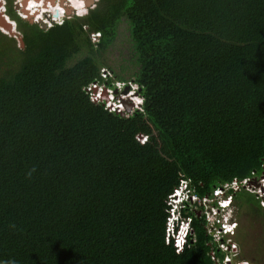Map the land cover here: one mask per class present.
I'll return each mask as SVG.
<instances>
[{"label":"trees","instance_id":"trees-1","mask_svg":"<svg viewBox=\"0 0 264 264\" xmlns=\"http://www.w3.org/2000/svg\"><path fill=\"white\" fill-rule=\"evenodd\" d=\"M122 22L143 97L128 115L87 90L113 87L101 69ZM18 24L22 47L0 30V264L222 260L198 211L177 244L169 198L264 173V0H100L47 30Z\"/></svg>","mask_w":264,"mask_h":264},{"label":"rangeland","instance_id":"rangeland-1","mask_svg":"<svg viewBox=\"0 0 264 264\" xmlns=\"http://www.w3.org/2000/svg\"><path fill=\"white\" fill-rule=\"evenodd\" d=\"M7 3L10 2V7L12 8L13 11H10V13L13 16H17L16 14V7L17 6V2L19 0H5ZM33 3V10H38L37 8H39V4H38V0H31ZM30 1V2H31ZM78 2H80V4L84 5V2L82 0H77ZM48 2H50V0H48ZM54 2H56V0H54ZM69 2H71L72 8L75 7L73 4V1L70 0ZM65 4V2H64ZM61 5V4H60ZM24 6V5H23ZM26 7V6H24ZM23 7V9H24ZM36 7V8H34ZM44 7V6H43ZM96 6L90 7V9H94ZM50 9V7H49ZM31 8H28L27 11L31 12ZM39 11H43V9L39 10ZM47 11V10H46ZM36 12V11H35ZM77 13H81L77 10ZM83 13H88V11H84ZM71 19L74 18L72 17L73 14H75V12L71 11ZM28 15V14H26ZM62 15H60L61 17ZM66 16V15H65ZM58 17V16H55ZM36 19V17H34ZM25 19L26 18H22ZM34 23L39 24L43 29L47 30L49 28H51L50 26H44L40 23H38L37 19L34 20ZM17 22L19 23V20H17ZM9 23V22H8ZM2 27L4 29H6L8 32H4ZM45 27V28H44ZM84 28H87L86 25H84ZM0 30L8 35L9 37H12L14 39L17 40L18 45H21V38H22V34L19 31V26L18 28L13 31V33L11 32V29H9L7 26H4L3 24H1L0 26ZM8 33V34H7ZM94 34H91L90 36L92 37V42L97 44L101 37H102V33L101 32H93ZM132 39L130 37L128 28H127V23L126 22H122L120 24L119 27V33L113 43V45L109 48L108 50V54L106 56H108V62H110V64L113 67H109L108 65H105V68L101 69L102 75L105 78H113V87L111 86H107L106 84H97L96 82L94 83V85L98 86L94 89L95 92L98 91H102V96L103 94H106V100H100L98 99V103H104L105 108L111 110V111H115L113 109L110 108L109 105H112L109 103V100L113 98V96H115V100L116 101H121V103L123 104L125 110H123V113H126L127 115L133 111H135V109H141L142 104H143V99L138 97L139 93H138V89L139 86H137V84L133 81L134 80V71L137 69L136 67V63H132L130 62L131 57H132ZM21 47V46H20ZM84 55V52L81 53ZM80 56V55H78ZM130 62V67H123V69L120 66V64L124 65ZM108 72L105 71V73H111L110 75L104 74V70H106ZM117 74H122L126 80L121 81L117 78ZM108 87L111 88L110 91H108ZM117 87L118 90H115ZM127 87H130L131 90H135L134 91V95L132 96L133 98H131L132 100L127 99L132 93L131 90L128 91L127 93L124 92V90H126ZM109 96V98H108ZM128 96V97H127ZM135 97V98H134ZM108 99V100H107ZM142 99V100H140ZM129 105V109H126V104ZM117 112V111H116ZM147 137L144 136L143 137V141L146 139ZM250 182V183H249ZM264 184V173L262 175H255L251 180L248 181V183L245 185V189L249 190L252 193H255L257 195V197L260 199V203L262 206H264V188L263 185ZM263 185V186H262ZM181 192V190L179 191ZM261 194L263 195V197H261ZM186 197L188 198V200H192V202L195 199V194L194 195H189V193L186 195ZM197 198V196H196ZM235 217L238 221V226L236 229V233L232 236V239L230 241L231 243V247L229 250L230 256L231 258H233V262H239L240 260H246L248 262H253L251 264H264V214L260 213V212H254L253 210H251L250 208H248L246 205L244 206H238L236 205L235 207ZM194 210H199V206L196 204L193 208ZM199 214H201V211H199ZM176 215L172 217L171 219V225L170 227H173L174 222L177 223L176 220H174L173 218L176 219ZM183 226L186 228L187 227V223H184ZM173 231L171 230V233Z\"/></svg>","mask_w":264,"mask_h":264},{"label":"clouds","instance_id":"clouds-1","mask_svg":"<svg viewBox=\"0 0 264 264\" xmlns=\"http://www.w3.org/2000/svg\"><path fill=\"white\" fill-rule=\"evenodd\" d=\"M96 1L97 0H95L94 2H96ZM70 6H71V3L66 5V6H63V7L66 8V9H70ZM90 6H88V8ZM87 9L85 8V2H84L83 9L81 11L77 7L71 8V11L75 12V14H73L72 17L84 16L85 13H83V12H84V10L88 11ZM77 10L79 12H81V13H77ZM86 14H88V13H86ZM96 83H97V81H96ZM97 84L99 85L100 83H97ZM87 90L91 92V96H92L94 101L98 102V99L106 100L102 96V91H100L98 94H96L95 91L92 88H90V87H87ZM110 90H111V88L108 87V91H110ZM115 90H118V89H115ZM134 91L135 90L131 91L132 94L129 97L127 96L128 97L127 99L132 100L131 98H133L132 96L134 95ZM92 92H93V95H92ZM108 98H109V96H108ZM140 98L143 99L142 96ZM120 102L121 101H116L115 100V96H113V98L109 100V103L110 104L114 103V104L109 105V106L116 107V109H113V110H115L117 112H122L123 110H125V108H123V106H121V105L119 106ZM117 107H120V109H117ZM251 179L252 178H246V179H244L243 181H240V182L236 181V182H238V186L237 187L230 186L228 188H225L224 191H221L220 190L221 187H223L225 184H232L234 181L233 182H229V183L228 182L224 183L223 185H221L220 187L217 188V190L215 191L214 194L205 195L203 197H200L196 193H194L192 187L191 188L186 187L185 186L186 183H182V185L179 188L175 189V191L173 192L172 195H170V198H169L170 199L169 203L171 205V209H170L171 214H170V218H169V232L171 233V230L173 231L171 233V235L176 237L177 244L179 246L183 245L184 240H185L187 234L190 231V225H189L190 224V219L185 218L183 216V210L186 209V211H188V212L192 211V210H194L193 209L194 206L197 204L199 206V210L196 209L194 211H198V215H200V216L202 215V216L205 217V215L203 213V211L206 209V205L204 204V199L205 198L209 199L208 204H207V206H208L207 209H209L213 213L214 221L215 220L217 221L215 223L216 226H221L224 222H227L229 220L230 221H233V220L235 221L236 226L234 228V233L232 234V236H233L236 233V229H237V226H238V221H237V219L235 217V208H234L235 205H234V201H233V192H229V191L231 189L233 191H238L242 186H245L248 183V181L251 180ZM263 188H264V186H263ZM180 190H181V192H179ZM188 193H189V195H194L195 194V199H194L193 202H192V200L191 201L188 200V198L186 197V195ZM196 196H197V198H196ZM261 197H263L262 194H261ZM227 199H229L228 203L224 204L225 202H227ZM199 211H201V214H199ZM175 215L177 217H176V219L175 218H173V219L176 220L177 223L174 222L173 227H170L171 219ZM184 223H187V227L186 228L183 226ZM218 246H219V244H218ZM230 247H231V243L228 244V248L227 249H222L219 246V248L224 253V257L222 258V260H220V258H217L218 259V260H216L217 264H224L225 256L226 255L230 256V253H229ZM230 258H231V256H230ZM231 261H232V264H239L241 262H244V263L246 262V264L253 263V262H248L246 260H240L239 262H233V258H231Z\"/></svg>","mask_w":264,"mask_h":264},{"label":"bare ground","instance_id":"bare-ground-1","mask_svg":"<svg viewBox=\"0 0 264 264\" xmlns=\"http://www.w3.org/2000/svg\"><path fill=\"white\" fill-rule=\"evenodd\" d=\"M30 1L31 0H25V4H23V5L26 6V7L22 6L21 8H18V12H16L17 16L15 17V16H13L10 13L9 9L7 8L8 7L7 2L5 0H0V26H1V24H3L4 26H7L9 29H11V32L13 33V31H15L18 28V26H19L17 20L22 19V18H28V17L31 18L32 17V20L33 19L34 20L37 19L38 23H40V24H42L44 26H47V27H49V26L53 27L54 25H61L66 20L71 19L70 18L71 14L68 11V9L65 10L64 12H62L61 9H60V6H59L60 4H58V3L56 4V2H54V0H50V2H48V0H38L39 1L38 2V4H39L38 7L39 8H37L38 10H36V9L33 10V3H32V1L31 2ZM69 1L70 0H68V2ZM72 1H73L74 6L77 7L80 11L83 9V7L80 4V2H78L77 0H72ZM16 4H17L18 7H20L19 2H17ZM71 6H70V9L72 8ZM23 7H24V9H23ZM49 7H50V9H49ZM28 8L32 9L31 12L27 11ZM34 8H36V7H34ZM85 8L86 9L88 8V5L86 3H85ZM41 9H43V11H39ZM26 14H28V15H26ZM60 15H62V16L60 17ZM55 16H58V17H55ZM3 17H4V19L7 22L4 21ZM34 17H36V19ZM2 29H3L4 32H8L3 27H2ZM91 34H94V33L92 32V33H90V35ZM91 40H92V37H91ZM105 71L108 72L107 69L104 70V72ZM106 74L110 75V73H106ZM94 83L95 82H93L88 87H90V88L98 87V86L94 85ZM130 90L131 89L129 88L128 91H130ZM131 91H133V90H131ZM139 91H140V89H138V93H139ZM99 92L100 91L96 92V94H98ZM138 97H141L140 93H139ZM140 100H142V99H140Z\"/></svg>","mask_w":264,"mask_h":264},{"label":"built area","instance_id":"built-area-1","mask_svg":"<svg viewBox=\"0 0 264 264\" xmlns=\"http://www.w3.org/2000/svg\"><path fill=\"white\" fill-rule=\"evenodd\" d=\"M96 6V2H94L90 7ZM89 7V8H90ZM89 8L87 10H89ZM61 11L64 12L65 10H67L66 8H64L63 6L60 7ZM104 74H106L104 72ZM120 106V104H119ZM110 108L112 109H116V107L110 106ZM117 109H120V107H117ZM230 186H234L237 187L238 186V182L234 181L232 184H225L223 187L220 188L221 191H224L225 188H228ZM225 202L224 204L228 203ZM208 198L204 199V204L206 205V209L203 211L205 218H206V225L208 228V232L213 236V240L216 241L220 248L222 249H227L228 248V244L230 243L231 239H232V234L234 233V228L236 226L235 221H227L224 222L221 226H216V220L214 221V216L213 213L207 209L208 206ZM214 255V254H213ZM213 258L215 260H218L217 257L213 256ZM224 264H232L231 258L230 256H225L224 258ZM239 264H246V262H241Z\"/></svg>","mask_w":264,"mask_h":264},{"label":"water","instance_id":"water-1","mask_svg":"<svg viewBox=\"0 0 264 264\" xmlns=\"http://www.w3.org/2000/svg\"><path fill=\"white\" fill-rule=\"evenodd\" d=\"M60 1V3H62V2H64V1H66V0H59ZM88 6H90V5H92L93 3H94V1L95 0H83ZM68 11L69 12H71V9H68ZM26 20H28L30 23H34V21L32 20V17L30 18V17H28V18H26ZM45 28V27H44ZM20 42H21V47L22 46H24V42H23V39L21 38V40H20ZM129 88L130 87H127L126 88V90H124V92L125 93H127L128 92V90H129ZM106 94H103V98H105L106 99ZM108 100V99H107ZM124 103H125V101H124ZM126 104V103H125ZM120 105L121 106H123V104L120 102ZM123 108H124V106H123ZM126 109H129V105L128 104H126Z\"/></svg>","mask_w":264,"mask_h":264},{"label":"flooded vegetation","instance_id":"flooded-vegetation-1","mask_svg":"<svg viewBox=\"0 0 264 264\" xmlns=\"http://www.w3.org/2000/svg\"><path fill=\"white\" fill-rule=\"evenodd\" d=\"M9 1V0H8ZM19 2V4H20V7H16V12H18V8H21L22 6H23V4H25V0H19L18 1ZM64 2H65V4H64ZM64 2H62V3H60V1L59 0H56V4L58 3V4H61V5H59L60 7H62V6H66V5H68V4H70V2H68V0H66V1H64ZM100 2V0H97L96 1V7L98 6V3ZM8 4V9H10V2H8L7 3ZM95 7V8H96ZM91 10V9H90ZM90 10H88V11H90ZM28 21V20H27Z\"/></svg>","mask_w":264,"mask_h":264}]
</instances>
